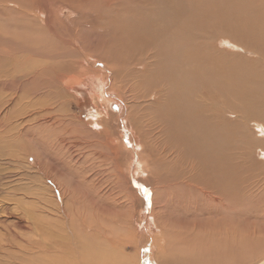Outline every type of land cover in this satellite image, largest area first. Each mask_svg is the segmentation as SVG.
Masks as SVG:
<instances>
[{"label": "rangeland", "instance_id": "374dc122", "mask_svg": "<svg viewBox=\"0 0 264 264\" xmlns=\"http://www.w3.org/2000/svg\"><path fill=\"white\" fill-rule=\"evenodd\" d=\"M7 1L10 2L0 0V28L5 25L0 29L3 34L0 33V40H13L12 47L9 48L12 54L15 53L12 57L16 61L12 64L11 61L8 65L5 64L6 61L0 60V100L5 102L2 116L6 118L5 113L8 118L4 119L6 125L1 124L3 129L0 128V131L8 134V137H0V147L5 151L1 153L0 150V248L20 252L21 246H24L28 250L34 237L36 222L45 225L44 228L49 227L48 219L41 213L44 208L45 212L47 209L51 214L55 211V218L59 219L55 223L57 226L54 231L57 228L63 230L64 235H69L65 236L67 240L75 237L73 234L79 240L81 235L84 245L92 239L93 243H90L98 247L97 249L100 246L107 264H161L160 260L168 249L173 251L178 246L192 249L209 234H212L211 243L206 246L208 250L217 246L212 252L219 255L218 264H257L264 259V154L261 151L264 145L251 140L255 137L259 139L263 134L262 129L253 124L254 122L246 126L244 119L259 115L264 117V0H60L57 1L59 4L50 1V25L54 28V35L43 39V27L40 30L37 27L40 23L37 22L40 18L39 6H34L28 0H11L12 4ZM19 6L23 8V12L31 14L26 18L20 13L21 9H17ZM8 21L13 24L9 26ZM15 22H18L17 25ZM34 28L41 32L38 37L41 39L35 40L26 35L25 30ZM55 32L63 33V38H66L65 35L73 36V40L70 38L72 45L58 46ZM7 33L9 36H5ZM12 33L16 34L15 38H20L14 39L11 37ZM21 37L26 40L22 39L24 43ZM28 39L34 42H29ZM40 43L43 48L38 46ZM34 46L46 56L34 58L30 50ZM64 48L75 51L77 61L79 60L77 68L82 67L69 73L61 84V81L54 82L50 79L57 66L50 61L53 56L51 54L56 50L61 53ZM32 63L33 69L30 65ZM196 64L200 70L203 69L201 73L196 69ZM34 68L43 69L44 73H38L41 77H35L38 74ZM226 71L229 73L228 77L224 75ZM8 75H13V79ZM31 77L36 78L35 81L30 82ZM11 82L20 84L16 85L19 88ZM183 83L186 85L183 86L185 89L182 87ZM23 86H27L26 92ZM31 90L36 92L29 97ZM242 91L248 92L244 98ZM161 93L163 95L160 96ZM208 101V108L213 113L217 112L216 118L221 119V130L228 128V132H232L227 133V136L223 134V139L227 142L225 154L228 157L225 158L228 160L226 165L224 162L222 165L226 172L225 183L221 182V173L205 158L206 154L200 152L202 142L196 140L198 137L191 132L187 133V130L193 129L195 123H200L201 126L212 120L210 114L197 116L192 119V123L187 121L191 126L184 124V120L190 118L185 116L183 119L184 114L186 115L184 109L198 104L201 112L206 113L207 109L201 104L205 105ZM177 104L185 107L184 111ZM34 105L40 107L35 109ZM246 106L250 110L248 114L251 112L249 116L236 111ZM159 109H162L161 112ZM40 110L48 111L45 115L47 119L41 116V121L32 120L34 128L25 135L21 130L13 129L8 122L11 117L30 119L27 114ZM49 119L55 122L53 128L46 122ZM42 127L46 131L42 132ZM45 142L47 144L44 146ZM182 146L185 150L186 147L188 149L185 151ZM18 154L29 158L28 165L25 164L26 160L17 157ZM34 158L38 159L36 166ZM210 161L212 162L211 158ZM230 164L233 170L229 167ZM211 181L221 182L227 188L226 212L229 220L231 219L227 226L236 229L238 236L237 241L229 245L227 254L226 246H221L222 241L215 245L220 241L215 239L216 236L220 231L225 232L227 226L212 230L194 229L193 225H203L205 221L202 217H199L198 222L191 219L192 212L198 215V211L190 206L198 203L199 199L204 200L199 189L195 192L194 190L208 182L210 185ZM151 188L155 189L152 191ZM131 192L138 196L134 197ZM51 203H56L62 213H57L56 204L53 206ZM93 220L95 225H92ZM42 230L44 231L43 228ZM196 234L200 235V239L192 240ZM177 235L188 237L189 243L178 241ZM92 236L96 239L104 237L105 242L97 241ZM234 243H240L239 247L233 246ZM100 244H104L105 248ZM66 247L60 253L67 261L66 254L70 251ZM6 258L0 254V264H7L10 258V261L16 263L23 262L24 259L30 260L31 264L38 263L35 257L23 259L21 254H12ZM62 258L61 261L64 262Z\"/></svg>", "mask_w": 264, "mask_h": 264}, {"label": "bare ground", "instance_id": "6f19581e", "mask_svg": "<svg viewBox=\"0 0 264 264\" xmlns=\"http://www.w3.org/2000/svg\"><path fill=\"white\" fill-rule=\"evenodd\" d=\"M10 2H8L9 4H12L11 3V0H9ZM17 1H19V0H17ZM21 1H23V0H20L19 2H21ZM29 1V3H32V4H34V6L36 5H38L39 6V11H38V15L40 16V18H39V20L37 21V22H40V23H38L39 24V26L37 25V27H38V29L40 30L42 27H43V29H41V30H43V36L41 37L42 39L43 38H48L47 36L49 35H52L53 34V32H54V28L50 25L52 22V20H51V18H50V13H51V9H52V7H50V6H48V4L50 3V1H51V3L53 2V4L56 2V3H58L57 1H60V0H28ZM108 2L110 1V0H107ZM112 1V0H111ZM50 3V4H51ZM106 3V2H105ZM112 3V2H111ZM111 3H109V5L111 4ZM52 4V5H53ZM59 4V3H58ZM63 5V4H62ZM65 5V4H64ZM63 5V6H64ZM31 6V5H30ZM34 6H33V8H34ZM111 6H112V4H111ZM10 7V6H9ZM12 7V6H11ZM20 7V6H19ZM131 7H132V5H131ZM5 8H6V6H5ZM8 8V7H7ZM16 8V7H15ZM109 8V7H108ZM133 8V7H132ZM158 8V7H157ZM18 10L19 9H21V11H20V13H23V15L27 18V15H29V14H31V13H29V12H23V8L22 7H20V8H17ZM134 9V8H133ZM6 10V9H5ZM8 10H10V9H8ZM7 10V11H8ZM37 10V9H36ZM131 10V9H130ZM139 11V10H138ZM137 11V12H138ZM6 12V11H5ZM12 12V11H11ZM130 12H132V11H130ZM130 12H128V13H130ZM3 13V12H2ZM149 13V12H148ZM6 14H9V13H6ZM16 14V13H15ZM48 14H49V16H48ZM136 14V13H135ZM33 15V14H32ZM1 16V15H0ZM10 16V15H9ZM9 16H7L8 18H9ZM132 16H133V14H132ZM161 16V15H160ZM12 17V16H11ZM38 17V16H37ZM129 17H131V15L129 16ZM136 17V16H135ZM15 18V17H14ZM17 18V17H16ZM15 18V19H16ZM132 19H134V18H132ZM136 19V18H135ZM134 19V20H135ZM142 19V18H141ZM153 19V18H152ZM2 20V19H1ZM12 20V19H11ZM18 20H19V18H18ZM25 20V19H24ZM27 20V19H26ZM154 20V19H153ZM14 21V20H13ZM28 21V20H27ZM144 21V20H143ZM24 22V21H23ZM29 22V21H28ZM27 22V23H28ZM36 22V23H37ZM138 22V21H137ZM161 22V21H160ZM16 23V22H15ZM18 23V22H17ZM17 23H16V25H17ZM25 23V22H24ZM23 23V24H24ZM128 23H130L129 21H128ZM139 23V22H138ZM141 23V22H140ZM3 24V23H2ZM8 24H9V21H8ZM11 24H13V23H11ZM11 24H9V26H11ZM30 24V23H29ZM42 24V25H41ZM54 24V23H53ZM165 24V23H164ZM4 25V24H3ZM2 25V27H4ZM25 25V24H24ZM129 25V24H128ZM135 25V24H134ZM146 25V24H145ZM31 26H32V24H31ZM30 26V27H31ZM137 26H139V25H137ZM1 27V28H2ZM36 27V26H35ZM44 27H46V29L44 28ZM134 27V26H133ZM132 27V25H131V28H133ZM141 27V26H140ZM142 27H143V25H142ZM0 28V29H1ZM11 28V27H10ZM13 29H15L14 27H12ZM20 28V27H19ZM29 28V27H28ZM65 28V27H64ZM78 28V27H77ZM56 29V28H55ZM79 29V28H78ZM78 29H76V30H78ZM134 29V28H133ZM138 29H140L139 27H138ZM145 29H146V27H145ZM17 30H19L18 28H17ZM65 30V29H64ZM144 30V29H143ZM165 30V29H164ZM12 31V30H11ZM15 31H16V29H15ZM15 31L13 30V32L15 33ZM21 31V30H20ZM24 31V30H23ZM105 31V30H104ZM103 31V32H104ZM133 31V30H132ZM4 32V31H3ZM10 32V31H9ZM65 32V31H64ZM66 32H68V30L66 31ZM65 32V33H66ZM74 32H75V30H74ZM130 32V31H129ZM1 33V32H0ZM19 33H23V32H19ZM19 33H18V35H19ZM25 33H26V35H30L33 39H35V40H37V38L39 37V34H41V32L40 31H37L35 28L34 29H31V30H25ZM56 33V38H55V40H56V42L58 43V46H60V45H65V46H68V45H72L71 44V39L73 40V34L71 35L72 37H68V35H65V37L66 38H63L62 36L64 35L63 33H61V34H59L58 32H55ZM68 33H70V32H68ZM79 33V32H78ZM77 33V34H78ZM105 34L107 33V32H104ZM103 33V34H104ZM135 33H136V30H135ZM146 33V32H145ZM2 34V33H1ZM6 34V33H5ZM16 34H17V31H16ZM15 34V35H16ZM24 34V33H23ZM75 34V33H74ZM104 34V35H105ZM133 34V33H132ZM137 34V33H136ZM3 35V34H2ZM10 35H11V33H10ZM12 35L13 36H11V37H13L14 39H16V38H20V37H14L15 35L12 33ZM26 35H24V37L26 36ZM54 35V34H53ZM69 35V36H70ZM131 35V34H130ZM5 36H9V34L7 33V35H5ZM141 36V35H140ZM4 37V36H3ZM52 37V36H51ZM75 37V36H74ZM133 37V36H132ZM9 38V37H8ZM32 38H30L29 37V39H32ZM41 38H38V39H41ZM53 38V37H52ZM69 38V39H68ZM71 38V39H70ZM80 38V37H79ZM78 38V39H79ZM143 38V37H142ZM5 39V38H4ZM25 40L24 38H22L21 37V41H23V40ZM29 39H28V41H29ZM77 39V38H76ZM131 39V38H130ZM144 39V38H143ZM9 40H10V38H9ZM9 40H0V60H4V61H6V63L5 64H10V62H11V64L13 63V61H16V59H14V57H12V56H14L13 54H15V53H13L12 54V52H11V49L9 48L10 46L12 47V41H9ZM46 40V39H45ZM51 40V39H50ZM146 40V39H145ZM20 41V40H19ZM20 41V43L19 44H21L22 42ZM26 41V40H25ZM32 41V40H31ZM31 41H29V42H31ZM53 41V44H54V39L52 40ZM32 42H34V40L32 41ZM16 43H17V40H16ZM15 42H14V44L13 45H15L16 44ZM23 43H24V41H23ZM225 44H227V42H224ZM41 44L42 43H40L38 46H41ZM84 44V43H83ZM30 45V44H29ZM31 45H32V43H31ZM34 45H36V44H34ZM80 45V44H79ZM81 45H82V43H81ZM224 45V44H223ZM228 45V44H227ZM20 46V45H19ZM62 46V47H63ZM82 46H86L85 44L84 45H82ZM226 46V45H225ZM229 46V45H228ZM237 46V45H236ZM14 47V46H13ZM42 48H43V46H41ZM54 47V46H53ZM55 47H56V45H55ZM17 48H18V46H17ZM41 48V49H42ZM59 48V47H58ZM69 50H70V48L69 47H67ZM67 48H64V49H62L63 51L61 52V53H59L57 50H56V52L55 53H53V54H51V55H53L51 58H52V60L50 61V62H52V63H55V64H57V66H56V68L55 69H53L54 71H53V75H52V73L50 74V75H52L51 76V80H54V82H56L55 80H57V82L58 81H61L60 83L62 84V80L69 74V73H71L74 69H76V70H78V69H80L82 66H80V68L78 67L77 68V66H78V61H77V59H78V57H77V55L73 52V51H68V49ZM239 48V47H238ZM237 48V49H238ZM12 49H14V48H12ZM19 49H21V47L19 48ZM48 49V48H47ZM31 50V52H32V56L34 57V58H37V57H39V58H41V57H43V56H46L43 52L41 53V51L39 50V49H37L35 46L33 47V48H31L30 49ZM58 50H60V49H58ZM238 50H240V49H238ZM15 52H16V50H14ZM18 52H19V50H17ZM48 51H49V49H48ZM27 52V51H26ZM50 52V51H49ZM48 52V53H49ZM22 53V52H21ZM110 53V52H109ZM24 54V53H23ZM243 54H245V53H243ZM16 55H18V54H16ZM191 55H193V54H191ZM216 55V54H215ZM24 55H22V57H23ZM49 56V55H48ZM109 56H110V54H109ZM111 56H114L113 54L111 55ZM236 56V55H235ZM103 57V56H102ZM192 57V56H191ZM17 58H19V57H17ZM48 58V57H47ZM230 58V57H229ZM26 59V58H25ZM24 59V60H25ZM27 59H30V58H28V56H27ZM19 60V59H18ZM21 60V59H20ZM19 60V61H20ZM31 60H33V58L31 59ZM44 60H46V59H44ZM145 60V59H144ZM143 60V61H144ZM161 60V59H160ZM189 60H190V58H189ZM206 60V59H205ZM43 61V60H42ZM41 61V62H42ZM49 61V60H48ZM104 61H106V60H104ZM142 61V62H143ZM191 61H193V60H191ZM2 62V61H1ZM24 62V61H23ZM33 62H34V60H33ZM147 61L145 60V63H146ZM189 62V61H188ZM199 62V61H198ZM25 63V62H24ZM38 63H40V62H38ZM48 63V62H47ZM46 63V64H47ZM106 63V62H105ZM109 63H111V62H108V64ZM148 63V62H147ZM201 63V62H200ZM18 64H19V62H18ZM34 63H32V64H30L31 65V68L33 67L32 65H33ZM36 64V63H35ZM45 64V65H46ZM50 64V63H49ZM114 64H116V63H114ZM113 64V65H114ZM136 64H138V63H136ZM149 64V63H148ZM190 64H192V62L190 63ZM204 64V63H203ZM38 65V64H37ZM197 65V64H196ZM195 65V66H196ZM210 65V64H209ZM0 66H1V63H0ZM13 66V65H12ZM35 66V68H37L36 67V65H34ZM38 66H40V65H38ZM42 66V65H41ZM40 66V67H41ZM49 66H52L51 64L49 65ZM105 66H107V65H105ZM192 66V65H191ZM17 67H19L18 65H17ZM55 67V66H54ZM7 68V67H6ZM30 67L28 66V69H29ZM35 68H34V70H35ZM46 69H47V67H45ZM44 68V70H46ZM117 68V67H116ZM205 68V67H204ZM207 68V67H206ZM3 69V68H2ZM16 69V68H15ZM25 69V68H24ZM33 69V68H32ZM192 69H193V67H192ZM195 69V68H194ZM197 70L199 69L198 68V65H197V68H196ZM242 69V68H241ZM4 70V69H3ZM11 70H13V69H11ZM21 70V69H20ZM48 70V69H47ZM50 70V69H49ZM48 70V71H49ZM52 70V69H51ZM200 70V69H199ZM203 70V69H202ZM202 70H200L199 72L201 73V71ZM213 70V69H212ZM245 70V69H244ZM24 71V70H23ZM39 71L40 72H43V69L42 68H38L37 70H35V72H36V74H38L39 73ZM138 71V70H137ZM162 71V70H161ZM179 71V70H178ZM235 71V70H234ZM248 71V70H247ZM9 72V71H8ZM46 72V71H45ZM50 72V71H49ZM49 72H47V73H49ZM113 72V71H112ZM144 72V71H143ZM227 72V71H226ZM230 72V71H229ZM11 73V72H10ZM27 73V72H26ZM30 73V72H29ZM28 73V74H29ZM44 73V72H43ZM76 73V72H75ZM198 73V72H197ZM196 73V74H197ZM215 73H217L216 71H215ZM231 73V72H230ZM3 74H5L4 72H3ZM8 74V73H7ZM12 74V73H11ZM17 74V73H16ZM23 74V73H22ZM166 74V73H165ZM171 74H173V73H171ZM181 74V73H180ZM195 74V75H196ZM227 74H229L228 72L227 73H225L224 75L225 76H227ZM20 75V74H19ZM25 75V74H24ZM33 75V74H32ZM46 75V74H45ZM168 75V74H167ZM195 75H193V76H195ZM199 75H201V74H199ZM203 75V74H202ZM209 75V74H208ZM236 75V74H235ZM249 75V74H248ZM1 76V75H0ZM3 76V75H2ZM6 76V75H5ZM9 76V75H8ZM12 76L13 75H11V76H9V77H11L12 78ZM15 76V75H14ZM20 76H22V75H20ZM47 76V75H46ZM45 76V77H46ZM53 76H54V78H53ZM220 76V75H219ZM224 76V77H225ZM35 77H41L39 74H38V76H35ZM45 77H43V78H45ZM198 77V76H197ZM211 77V76H210ZM214 77V76H213ZM228 77V76H227ZM4 78V77H3ZM22 78V77H21ZM28 78V77H27ZM49 78V77H48ZM202 78V77H201ZM208 78V77H207ZM13 79V78H12ZM15 79V78H14ZM31 79H32V77H31ZM29 80L30 82L31 81H35V79L33 78L32 80ZM68 79V78H67ZM72 79V78H71ZM164 79V78H163ZM166 79V78H165ZM185 79V77L183 78V80ZM206 79V78H205ZM225 79H226V77H225ZM1 80V79H0ZM4 80V79H3ZM5 80L6 81H10V80H7L6 78H5ZM23 80V79H22ZM39 80H40V78H39ZM48 80V79H47ZM167 80V79H166ZM195 80V79H194ZM197 80V79H196ZM208 80V79H207ZM206 80V81H207ZM219 80V79H218ZM244 81H245V79H243ZM16 81V80H15ZM20 81V80H19ZM19 81L17 82V83H19ZM162 81V79H160V82ZM168 81V80H167ZM166 81V82H167ZM191 81V80H190ZM21 82V81H20ZM39 82V81H38ZM41 82V81H40ZM47 82V83H46ZM52 82V81H51ZM53 82V84H55ZM66 82V81H65ZM69 82V81H68ZM159 82V83H160ZM170 82V81H169ZM192 82H193V80H192ZM200 82V81H199ZM203 82V81H202ZM212 82V81H211ZM3 83V82H2ZM1 83V84H2ZM12 84L14 83V82H11ZM26 83V82H25ZM37 83V82H36ZM42 83H43V81H42ZM45 83L46 84H49L48 83V81H45ZM44 83V84H45ZM171 83V82H170ZM191 83V82H190ZM197 83V82H196ZM12 84H11V86H12ZM33 84V83H32ZM31 84V85H32ZM38 84V83H37ZM40 84V83H39ZM172 84V83H171ZM184 84V83H183ZM182 84V87L183 86H186L185 84H186V82H185V84L183 85ZM199 84V83H198ZM202 84V83H201ZM204 84V83H203ZM4 85V84H3ZM8 85L10 86V83H8ZM13 85H15V84H13ZM17 86L18 85H20V84H16ZM15 85V86H16ZM31 85H30V87H31ZM57 85V84H56ZM64 85H65V83H64ZM159 85V84H158ZM164 85V84H163ZM166 85V84H165ZM170 85V84H169ZM205 85V84H204ZM208 85V84H207ZM211 85V84H210ZM14 86V87H15ZM16 86V87H17ZM37 86V85H36ZM51 86V85H50ZM173 86V85H172ZM189 86V85H188ZM187 86V87H188ZM191 86H192V84H191ZM1 87H3V86H1ZM8 87V86H7ZM6 87V88H7ZM13 87V88H14ZM21 87H22V85H21ZM24 87V91L26 92V87L27 86H23ZM45 87H46V85H45ZM44 87V88H45ZM54 87V86H53ZM58 87H59V84H58ZM162 87V86H161ZM164 87V86H163ZM166 87V86H165ZM168 87V86H167ZM174 87V86H173ZM181 87V88H182ZM11 88V87H10ZM17 88H19V87H17ZM16 88V89H17ZM32 88H33V86H32ZM50 88H52V87H49V89ZM57 88V87H56ZM60 88V87H59ZM184 88V87H183ZM190 88H192V87H190ZM197 88V87H196ZM196 88H195V90H196ZM1 89V88H0ZM12 89V88H11ZM15 89V90H16ZM180 89V88H179ZM185 89V88H184ZM183 89V90H184ZM199 89V88H198ZM197 89V90H198ZM247 89V88H246ZM5 90V89H4ZM28 90V89H27ZM48 90V89H47ZM56 90H58V88L56 89ZM172 90V89H171ZM177 90V89H176ZM182 90V91H183ZM188 90V89H187ZM200 90V89H199ZM205 90H206V88H205ZM242 90H244V89H242ZM248 90V89H247ZM247 90H245V91H247ZM6 91H7V89H6ZM9 91V90H8ZM20 91V90H19ZM30 91V90H29ZM28 91V92H29ZM39 91V90H38ZM37 91V92H38ZM46 91V90H45ZM157 91V90H156ZM162 91V90H161ZM185 91V90H184ZM16 92V94L18 93V91L16 90L15 91ZM34 92H36V90L34 91V90H31V92H29V94H28V96L30 97ZM52 92V91H51ZM50 91H49V93H51ZM55 92V91H54ZM207 92V91H206ZM227 92V91H226ZM237 92H239V91H237ZM243 92V91H242ZM21 93V92H20ZM133 93V92H132ZM153 93V92H152ZM165 93V92H164ZM182 93H184V92H182ZM188 94H189V92H187ZM193 93V92H192ZM24 94V93H23ZM37 94V93H36ZM51 94H53V95H55L53 92L51 93ZM51 94H49V95H51ZM178 94V93H177ZM199 94V93H198ZM238 94H240V93H238ZM248 94V92H243V93H241V95H242V97L244 98L245 97V95H247ZM15 95V94H14ZM158 95V94H157ZM161 95H163L162 93L160 94V96ZM172 96L171 97H174V95L173 94H171ZM184 95V94H183ZM208 95V94H207ZM227 95V94H226ZM225 95V96H226ZM34 96V95H33ZM59 96V95H58ZM152 96V95H151ZM186 96H187V94H186ZM195 96H196V93H195ZM209 96V95H208ZM17 98H18V95L16 96ZM15 97V98H16ZM194 97V96H193ZM198 97V96H197ZM196 97V98H197ZM201 97V96H200ZM5 98V97H4ZM176 98V97H175ZM206 98V97H205ZM237 98V97H236ZM240 98V97H239ZM12 99V98H11ZM31 99V98H30ZM193 99V98H192ZM199 99V98H198ZM225 99V98H224ZM223 99V100H224ZM17 100V99H16ZM21 100V99H20ZM28 100V99H27ZM161 100H163V99H161ZM166 100V99H165ZM201 100V99H200ZM9 101V100H8ZM8 101H6V102H8ZM167 101H170V100H167ZM180 101V100H179ZM192 101V100H191ZM19 102V101H18ZM5 103V102H4ZM4 103L0 100V128H2L3 129V127H1V124H3V123H5L4 122V119H8L7 118V115L4 113V116H6V118H3V116H2V110L4 109ZM12 103V102H11ZM179 103V102H178ZM190 103V102H189ZM206 104L204 105L203 103L201 104L202 105V107L204 108V109H207V111H206V113H202L201 112V108L200 107H198V104H197V106L196 105H194L193 106V108H188V107H186V108H188L187 110L186 109H184V108H182V107H179L178 106V104L176 105V106H178L179 107V109L181 110V108H182V110L184 109L185 110V113H186V115L184 114V116H183V119H185V116H186V118L188 117H190L188 120H184V124H186V125H190V123H187V121H191V123L193 122V120L192 119H195L197 116H201V115H203V116H206L207 114H210V116L212 117V120H210L211 118L209 117V122H206V123H203V124H201V126H200V123L199 124H197L196 125V123H195V125H194V127H193V129L190 131H188L187 130V133H189V132H191L194 136H197L198 138H196V140H198L199 142H202V147L200 148V149H202L200 152L203 154V153H205L206 154V157H205V155H204V157L205 158H207L208 160H209V162H210V164H212L215 168H216V170L219 172V173H221L220 175H221V182L222 183H225V176H226V172L225 171H223V169H222V165H223V162H224V164L226 165V163H227V161L228 160H225V158H228V157H226V154H225V150H226V148H227V142L223 139V134H224V136H227V133H232V132H228V128H226V129H224V130H221V125H222V122H221V119L219 120V119H217L216 117V115L218 114L217 112H212L211 111V109H209L208 107V104H209V101L208 102H205ZM10 104V103H9ZM169 104V103H168ZM167 104V105H168ZM174 104H176L175 102H174ZM181 104H182V102H181ZM181 104H180V106H181ZM8 105V104H7ZM170 105V104H169ZM168 105V106H169ZM183 105V104H182ZM257 105V104H256ZM10 106H11V104H10ZM190 106H192V105H190ZM6 107V106H5ZM34 108L36 107V108H39L40 106H33ZM162 107V106H161ZM160 107V108H161ZM164 107V106H163ZM177 107V108H178ZM9 108V107H8ZM35 108V109H36ZM166 108V107H165ZM173 108V107H172ZM28 109V108H27ZM32 109V111H33V108H31ZM179 109H178V111H179ZM240 109V108H239ZM242 110H240V111H238V110H236L237 112H239V113H241L242 114V112H244L246 115L248 114V112L250 111L249 110V108L246 106V108H241ZM49 110H51V109H49ZM160 110V109H159ZM162 110V109H161ZM161 110H160V112H161ZM165 110V109H164ZM171 110V109H170ZM176 110V109H175ZM181 110V111H182ZM183 110V111H184ZM254 110V109H253ZM260 110V109H259ZM7 111V110H6ZM30 111V110H29ZM261 111V110H260ZM176 112V111H175ZM253 112H255V111H253ZM47 113H48V111H43V110H40L39 112H34V113H29V114H27V115H29L28 116V118L29 117H31L30 119H25V117H15V118H9V120H8V122L9 123H11L12 125L11 126H13V129L14 128H16V129H19V130H21V132L22 133H24L23 135H25L26 133H28V131H30V130H32L33 128H34V124H32V120L34 121H41V119H42V117L41 116H43L44 118H46L47 119V117H45V115H47ZM49 113H50V111H49ZM257 113V112H256ZM244 114V115H245ZM251 114V112L248 114V116ZM260 114V113H259ZM17 115V114H16ZM15 116V115H14ZM26 116V115H25ZM163 116V115H162ZM40 117H41V119H40ZM49 117V116H48ZM58 117V116H57ZM164 117V116H163ZM198 117V118H199ZM221 118H222V116H220ZM224 117V116H223ZM251 118H252V120L253 121H251ZM223 119V118H222ZM245 120H246V126H248L249 124H250V122H254L253 124H255L257 127H259V129H262V132H264V117L263 116H251V117H246V118H244ZM68 120V119H67ZM237 121H238V119H236ZM240 120V119H239ZM6 121V120H5ZM50 121H51V119H49V120H46V122H48L49 123V126H52V128H53V125L55 124V122H52V123H50ZM218 121H220V122H218ZM28 122V124H26ZM216 124H214V123ZM226 122V121H225ZM232 122V121H231ZM40 123V122H39ZM38 123V124H39ZM164 123V122H163ZM234 123V122H233ZM26 124V125H25ZM37 123H36V125H38ZM41 124V123H40ZM45 124V123H44ZM43 124V125H44ZM47 124V123H46ZM58 124V123H57ZM165 124V123H164ZM235 124V123H234ZM5 125H6V123H5ZM35 125V126H36ZM226 125V124H225ZM7 126H9V125H7ZM39 126V125H38ZM60 126V125H59ZM184 126V125H183ZM182 126V127H183ZM191 126V125H190ZM193 126V125H192ZM255 126V127H256ZM44 127V126H43ZM42 127V128H43ZM46 127H47V125H46ZM55 127V126H54ZM223 127V126H222ZM10 128V127H9ZM12 128V127H11ZM51 128V127H50ZM164 128H166V126L164 127ZM190 128V127H189ZM15 129V131H17ZM38 129H39V127H38ZM46 128H43V130L41 129V131L43 132L44 130H45ZM186 129V127L184 128V130ZM187 129H188V127H187ZM1 130V129H0ZM11 130V129H10ZM48 130H50V129H48ZM233 130V132H235L234 131V129H232ZM9 131V130H8ZM46 131V130H45ZM183 131V130H182ZM230 131V130H229ZM261 131V130H260ZM38 132V131H37ZM238 132V131H237ZM261 132V134H263V135H261L260 136V138L258 139V138H251L252 136H250L251 134H249L248 133V135L250 136V138H251V140L254 142V143H256V144H263L264 145V133H262ZM12 133H13V130H12ZM41 133V132H40ZM184 133V132H183ZM190 133V134H191ZM251 133V132H250ZM186 134V133H185ZM189 134V135H190ZM240 134V133H239ZM40 135V134H39ZM41 135H42V133H41ZM175 135V134H174ZM193 135H191V136H193ZM232 135V134H231ZM22 136V135H21ZM176 136V135H175ZM185 136V135H184ZM193 136V137H194ZM237 136V135H236ZM235 136V137H236ZM0 137H8V134L6 133V132H2V131H0ZM40 137V136H39ZM181 137V136H180ZM179 137V138H180ZM188 137V136H187ZM193 137H192V140H193ZM233 137V136H232ZM10 138H11V136H10ZM40 138H42V137H40ZM45 138H47V137H45ZM182 138V137H181ZM184 138V137H183ZM234 138V137H233ZM239 138V137H238ZM237 138V142H238V139ZM240 138H241V136H240ZM33 139V138H32ZM43 139V138H42ZM188 139H190V137H188ZM226 139V138H225ZM230 139V138H229ZM228 139V140H229ZM235 139V138H234ZM242 139V138H241ZM249 139V138H248ZM14 140V139H13ZM185 140V139H184ZM187 140V139H186ZM194 140H195V138H194ZM195 140V141H196ZM32 141H34V139L32 140ZM49 141V140H48ZM60 141V137H58V140H57V142H59ZM191 140H189V143H191L190 142ZM197 141V142H198ZM229 141H233V140H229ZM235 141H236V139H235ZM235 141H234V143H235ZM6 142V141H5ZM11 142H12V140H11ZM40 143L42 142V141H39ZM182 142V141H181ZM180 142V143H181ZM184 142V141H183ZM182 142V143H183ZM241 142H242V140H241ZM194 143V142H193ZM0 144H2L1 142H0ZM47 144V142H45L44 143V146ZM184 144V143H183ZM182 144V145H183ZM186 144V143H185ZM187 144H188V142H187ZM192 144V143H191ZM233 144V143H232ZM237 144V143H236ZM8 145V144H7ZM190 145V144H189ZM194 145H195V143H194ZM240 145V144H239ZM254 145V144H253ZM9 146V145H8ZM37 146H38V144H37ZM187 146V145H186ZM190 146H192V148L194 147L193 145H190ZM197 146H198V144H197ZM12 147V146H11ZM261 147V146H260ZM263 147V146H262ZM182 148H183V146H182ZM181 148V149H182ZM187 149H188V147H186ZM10 149L11 148H9V152H10ZM184 149V148H183ZM186 149V150H187ZM189 149H191V148H189ZM0 150H1V153L2 152H5V151H3V147H0ZM24 150V149H23ZM185 150V149H184ZM185 150V151H186ZM252 150V149H251ZM256 150V149H255ZM53 151V150H52ZM181 151V150H180ZM261 151H263V154H264V149L262 150L261 149ZM17 152H19V151H17ZM29 152V151H28ZM34 152H37V151H34ZM46 152V151H45ZM44 152V153H45ZM20 153V152H19ZM22 153V152H21ZM197 153H198V150H197ZM33 154V153H32ZM83 154V153H82ZM191 154V153H190ZM23 155V154H22ZM22 155L21 154H18L17 155V157H21V159L22 160H26V165H28V157L27 158H25L24 157V155H23V157H22ZM34 155V154H33ZM228 155H229V153H228ZM35 156V155H34ZM41 156H42V154H41ZM1 157V156H0ZM41 158V157H40ZM210 158L212 159V162L210 161ZM264 158V157H263ZM41 160V159H40ZM34 161H35V166L37 165V163H38V159L37 158H34ZM11 163H13V162H11ZM21 163V162H20ZM15 164V163H14ZM232 164V163H231ZM231 164L229 165V167L231 166ZM9 165V164H8ZM16 165H19V164H16ZM20 165H22V164H20ZM7 166V165H6ZM35 166H33V167H35ZM29 167V166H28ZM228 167V168H229ZM2 168V167H1ZM32 168V167H31ZM38 168V167H37ZM231 168H232V170H233V167L231 166ZM27 169H29V168H27ZM33 170H34V168H33ZM39 170V169H38ZM91 170V169H90ZM209 170V169H208ZM211 170L213 171V172H215V173H217V171L215 170V169H213V168H211ZM231 170V171H232ZM3 171V170H2ZM35 171V170H34ZM191 172V171H190ZM36 173V172H35ZM218 174V173H217ZM36 175V174H35ZM219 178V177H218ZM212 179V178H211ZM210 179V180H211ZM209 180V181H210ZM215 180V179H214ZM190 181V180H189ZM208 181V180H207ZM144 182V181H143ZM202 182V181H201ZM221 182H218V183H214V181L212 182L211 181V184L209 185V182H208V184H202L201 185V187H197L195 190H194V192L196 191V190H198L199 189V192L202 194V195H204V200H200L199 199V201H198V203H194L192 206H190V207H193L194 209H195V211H198V215H197V213L196 212H192V214L194 215V214H196L197 216H193L192 214V217H191V215H189L190 217H191V219H193V220H195V221H197L198 219H200L201 217L204 219V221H205V223L203 224V225H193V228L194 229H198V228H208V229H210V230H212V229H214V228H216V229H218L219 227H222V226H227V225H229L228 223H230L231 222V219L229 220V215H227V212H226V209L228 208L227 206H228V204H227V202L225 201V196L227 195V188L224 186V185H222V183ZM55 186V185H54ZM53 187V186H52ZM54 189V188H53ZM59 189V188H58ZM155 189V188H154ZM153 189V190H154ZM163 189V188H162ZM162 189H160V190H162ZM57 190V189H56ZM61 190V189H60ZM62 190H64V189H62ZM148 190V189H147ZM150 190H152V188L150 189ZM152 190V191H153ZM64 191H66V190H64ZM145 191V190H144ZM62 192V191H61ZM148 192V191H147ZM65 193V192H64ZM132 193V192H131ZM154 193V192H153ZM165 193V192H164ZM213 193H214V195H213ZM61 194V193H60ZM133 194V196H134V193H132ZM131 194V195H132ZM151 194V193H150ZM130 195V194H129ZM153 195V194H152ZM231 195V194H230ZM138 196V195H137ZM137 196H134V197H137ZM156 196V195H155ZM155 196H153V197H155ZM237 196V195H236ZM239 196V195H238ZM237 196V197H238ZM59 197H60V195H59ZM129 197V196H128ZM158 197V196H157ZM156 197V198H157ZM192 197V196H191ZM231 197V196H230ZM230 197H229V201H230ZM53 198V197H52ZM133 198V197H132ZM155 198V199H156ZM163 198L164 199H166L165 198V196H164V194H163ZM234 198H235V196H234ZM240 198V197H239ZM242 198V197H241ZM240 198V199H241ZM138 199V198H137ZM191 199H193V198H191ZM61 200V199H60ZM163 200V199H162ZM194 200V199H193ZM228 200V199H227ZM138 201V200H137ZM151 201H152V199H151ZM163 201H166V200H163ZM163 201H161V202H163ZM168 201V200H167ZM229 201H228V203H229ZM237 201H238V199H237ZM132 202V201H131ZM157 202H160V200L158 201L157 200ZM184 202V201H183ZM234 202V201H233ZM240 202V201H239ZM50 203V202H49ZM58 203V202H57ZM61 203V202H60ZM154 203H156V200H155V202ZM188 203V202H187ZM51 204H53V203H51ZM54 204H56V203H54ZM54 204H53V206H54ZM131 204V203H130ZM144 204V203H143ZM235 204V203H234ZM133 205H135V204H133ZM164 205V204H163ZM239 205V204H238ZM159 206V205H158ZM233 206V205H232ZM231 206V207H232ZM234 206H236V205H234ZM233 206V207H234ZM65 207V206H64ZM134 207V206H133ZM162 207V206H161ZM184 207V206H183ZM230 207V208H231ZM232 207V208H233ZM58 208L60 209V207H58V205L56 204L55 205V209H56V212L57 213H60L61 211H59L58 210ZM231 208V209H232ZM43 210H41L42 212V214L48 219V225H49V227L48 228H44V226L45 225H39L38 224V222H36V224L34 225V229H33V231H34V237L31 239V247H29L28 248V250L26 249V248H24V246H21L22 248H21V250H20V252H15V251H13V250H10L9 248H3V247H1L0 248V254H2V256H4V257H9V255H12V254H21V256H22V258L23 257H28L29 258V256L30 257H35L36 259H37V261H38V263H35V264H107V262H105V261H107L106 260V258H105V254L104 253H102L101 252V250H100V246H99V249H97L96 248V246H94L93 244H91L90 242H92V239L90 240V238L89 237H87V238H89V240L90 241H87L86 243L87 244H85L84 245V240H83V238H81L82 236L80 235V237H78L79 238V240L78 239H76L75 237H76V234H73V236H75V237H72L71 239H69V240H67V238L65 237V236H67V235H64V233H63V230H60V229H56V231H54V229L56 228V224L55 223H58V221H59V219H56L55 218V216H57L56 214H55V211H53L54 213L53 214H51V213H48V211H47V209H46V212H45V210H44V208H42ZM145 209V208H144ZM163 209V208H162ZM53 210V209H52ZM51 211V210H50ZM160 211V210H159ZM187 211H189V210H187ZM191 211V210H190ZM52 212V211H51ZM66 212V211H65ZM77 212V211H76ZM229 212V211H228ZM233 212V211H232ZM62 213V212H61ZM97 213V212H96ZM233 213H235V212H233ZM232 214V213H231ZM236 214V213H235ZM60 215V214H59ZM62 215V214H61ZM188 215V214H187ZM234 215V214H233ZM63 217V216H62ZM197 217V218H196ZM200 217V218H199ZM77 218V217H76ZM79 218V217H78ZM93 218H95V217H93ZM43 219V218H42ZM45 221H46V219H44ZM63 220V219H62ZM65 220V219H64ZM158 221V220H157ZM168 221V220H167ZM95 221L93 220V224L92 225H95V223H94ZM166 222V221H165ZM194 222V221H193ZM198 222V221H197ZM41 223V222H40ZM163 223V222H162ZM168 223V222H167ZM167 223H165V224H167ZM60 224V223H59ZM98 224V223H97ZM164 224V223H163ZM47 225V226H48ZM87 225V224H86ZM91 225V224H90ZM98 226V225H97ZM96 226V227H97ZM170 226V225H169ZM101 227V226H100ZM42 228L44 229V231L42 230ZM85 228V227H84ZM94 229V228H93ZM76 230V229H75ZM82 230L84 231L85 229H83L82 228ZM86 230H88V229H86ZM103 230V229H102ZM235 230L236 229H234V228H231L230 229V226L228 227H226V231L225 232H221L220 231V233L216 236V238L215 239H217V240H220V241H217L216 243H215V241H214V243H215V245L216 244H219L221 241V246L222 247H224V245L226 246L225 247V253L227 254V251H228V248H229V245L231 244L232 245V242H236L237 241V239H238V236H237V234H236V232H235ZM54 231V232H53ZM73 232H75L74 230H72ZM77 231V230H76ZM105 231V230H104ZM160 231V230H159ZM52 232H53V234H52ZM69 232V231H68ZM78 232V231H77ZM85 232V231H84ZM89 232V231H88ZM91 232V231H90ZM76 233V232H75ZM96 233V232H95ZM100 233V232H99ZM98 233V234H99ZM79 234V233H78ZM89 234V233H88ZM83 235L85 236L86 234H84L83 233ZM100 235V234H99ZM98 235V236H99ZM103 235V234H102ZM117 235V234H116ZM69 236V235H68ZM131 236V235H130ZM177 237H178V241H180V242H188L189 243V238L188 237H182V236H179V235H177ZM212 237V234H209L204 240H199L200 239V235L199 234H196V237L195 236H193V238H192V240H199L196 244H195V246L192 248V249H190V248H187V249H183V247L182 246H178V247H176L175 248V250H173V251H171L170 249H168V251H167V253L166 254H164V256L162 257V259L160 260V263L161 264H218V260H219V255L216 253H213L212 251L217 247V246H214L211 250H208L207 249V246L206 245H209L210 243H211V241H210V238ZM87 238H85V239H87ZM92 238H95V236L93 237L92 236ZM100 238V237H99ZM102 238V237H101ZM126 238H128V237H126ZM165 238V237H164ZM96 239V238H95ZM104 237H103V239H96L97 241H99V240H102V241H104ZM167 239V238H166ZM224 239V240H223ZM124 240H125V237H124ZM127 240V239H126ZM129 240V239H128ZM165 241V240H164ZM105 242V241H104ZM107 242V241H106ZM114 242V241H113ZM93 243V242H92ZM100 243V242H99ZM119 243H120V241H119ZM126 243V242H125ZM238 243V242H237ZM237 243H234L235 245H233V246H236V248L237 247H239V245H240V243L239 244H237ZM122 244V243H121ZM127 244V243H126ZM125 244V245H126ZM101 245V244H100ZM104 245V244H103ZM103 245H101V246H103ZM163 245V244H162ZM162 245H161V247H162ZM172 245H173V242H172ZM67 246V247H66ZM165 246L167 247V248H169L166 244H165ZM11 247H14V246H11ZM68 248V250L70 251L69 252V254H66V255H68V260L66 261L64 258H62V255H61V251L60 250H62L63 248ZM116 248H117V246H115ZM122 247V246H121ZM102 248H105L104 246L102 247ZM118 248H120V247H118ZM16 249V248H15ZM121 249V248H120ZM166 249V248H165ZM67 250V251H68ZM122 250V249H121ZM103 251V250H102ZM65 252V251H64ZM63 253V252H62ZM106 253V252H105ZM211 253H213L212 255H210ZM64 254V257L66 256L65 255V253H63ZM111 254V253H110ZM108 255H109V252H108ZM208 255H210L211 257H215L214 259H210L209 257L210 256H208ZM218 255V256H217ZM229 256H230V254H228ZM109 256H111V255H109ZM107 257V256H106ZM6 258V259H7ZM61 258L62 259H64V262L63 261H61ZM115 258V257H114ZM125 258V257H124ZM11 259V258H10ZM10 259H8L7 261V264H31V263H29V261L30 260H25L24 258V263L23 262H19V263H16V262H12V261H10ZM27 259V258H26ZM58 259H60V260H58ZM116 259V258H115ZM5 260V259H4ZM32 260V259H31ZM34 260V259H33ZM22 261V260H21ZM66 261V262H65ZM263 261V262H262ZM1 262V261H0ZM2 262H3V260H2ZM111 262V261H110ZM210 262H212V263H210ZM262 262V263H261ZM113 263V262H112ZM114 263H116V262H114ZM113 263V264H114ZM264 264V259H262L260 262H258L257 264ZM3 264H5V263H3ZM122 264V263H121ZM222 264V263H221Z\"/></svg>", "mask_w": 264, "mask_h": 264}]
</instances>
